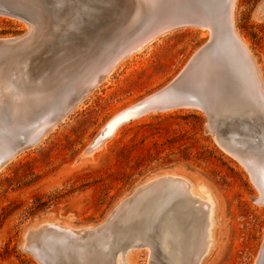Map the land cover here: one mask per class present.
I'll list each match as a JSON object with an SVG mask.
<instances>
[{
    "label": "rangeland",
    "instance_id": "1",
    "mask_svg": "<svg viewBox=\"0 0 264 264\" xmlns=\"http://www.w3.org/2000/svg\"><path fill=\"white\" fill-rule=\"evenodd\" d=\"M263 2L236 0L233 28L236 38L243 41L241 43L254 60L259 80L264 84V18L258 13ZM134 16L129 7L121 21L100 41L103 43L99 52L125 33L126 45L143 35L146 25L142 19L129 28ZM28 30L23 20L0 14V39L16 38ZM211 34L207 28L181 26L123 59L60 123L50 127L39 143L21 150L0 169V264H44L25 249L29 230L52 224L75 230L97 228L133 195L136 188L163 175L183 177L193 188L204 187L206 190H201L200 194L209 195L214 204L213 241L200 264H264V204L258 203L261 193L244 159L240 158L242 155L236 157L222 146L202 108L182 106L149 112L123 124L112 138L86 154L117 113L172 84L209 43ZM50 36L48 29L42 28L31 47L29 43L28 48H21L18 52L21 56L0 64V106L12 107L9 110L19 126L24 120L39 118L47 105L59 106L66 85L72 84L70 80H75L87 62L93 61L89 59L82 62L84 66L80 63L64 71L51 68L53 76L48 75L44 88H24L22 69L30 58L28 54L32 58ZM18 53L13 51L6 56ZM222 58L225 59L224 53ZM219 78V75L213 77V86L219 94L228 91L225 96L221 94L220 112L212 94L201 89L199 93L206 98L202 97V104H208L219 125L225 126L246 105L242 104L243 95L231 89L230 82L225 84L223 78ZM21 95L22 99L24 95L23 103ZM24 103L27 111L23 109ZM18 105L23 107L24 113ZM233 132H225L223 142L235 148L239 146L237 139H242L245 147L239 146V152L245 151L247 145L259 146L264 142V124L238 127ZM142 201L136 205L143 208ZM124 260L125 264H149L150 248H136Z\"/></svg>",
    "mask_w": 264,
    "mask_h": 264
},
{
    "label": "bare ground",
    "instance_id": "2",
    "mask_svg": "<svg viewBox=\"0 0 264 264\" xmlns=\"http://www.w3.org/2000/svg\"><path fill=\"white\" fill-rule=\"evenodd\" d=\"M143 1L145 3L149 2V0ZM235 3L236 0H232V20ZM129 7L130 5L127 0H66L65 5L60 6L59 4L56 6L47 15L43 26L39 29L40 31L42 28L48 29V32L51 34L50 38L41 47L36 49L32 58L28 54L30 58L22 69L25 77L22 82L23 87L27 89L35 86L44 88L46 83H48L47 78L51 74V68L57 71H64L69 70L74 65L87 62V60H93L87 62L86 66L82 63L84 66L83 70H81L79 75H75L77 78L75 77V80L72 79L73 82L70 80L72 84L66 85L65 94L59 91L64 95L63 100L61 96L59 98L62 101H59V98V100L57 99L60 93L56 97L59 104L61 102L60 105L69 102L72 105L71 112L95 87L111 75L123 59L143 50L145 46H148L158 37L170 31V29H167L147 40L134 39L136 41L130 42L127 45L124 42L126 38L124 36L125 33L104 51L99 52L100 46L103 43L100 41L107 37L108 31L113 25L121 21ZM137 13L139 15V12ZM138 15L134 16L129 28L133 27H131L132 24L135 27L136 24L134 23H136L135 20ZM220 16L216 15V19L220 20ZM259 16H263L264 18V12L263 14H259ZM77 17L79 18L76 19ZM109 21L110 23H108ZM209 27L208 24L202 26V28H207L211 32ZM129 30L131 31V29ZM40 31L37 33V37L35 36L36 39H32L33 41H31L32 43L30 42L29 47L37 40ZM95 31L96 33H94ZM211 35V38H213V33ZM139 36L137 35V37ZM235 37L231 38V41L235 39L234 41L236 42H234V46L231 45V48L234 53L237 52L235 54H237L238 60L233 61L226 54H224L225 59H223L221 54L207 53L190 70L186 85L188 84L187 86L198 93L201 89L208 94H212L214 102L218 106L217 110L220 112L222 109V104H220L221 94L223 92L225 96L228 94V91L223 90L219 94L217 88L213 86V77L219 75L223 78L225 84L230 82L231 89L240 92L243 98L245 96L244 99H241L243 100L242 104L245 103L246 108L242 109V111L239 109L240 114L233 117L224 126L219 125L208 104H202L204 100L201 99V102L197 100L188 104L185 103L184 105L196 107H201V105L208 106L212 131L217 134L218 141L226 150L235 156L242 155L240 158L244 159L242 161L252 174L253 181L261 193L258 203L264 204V142L259 146L247 145L248 148L241 152L238 149H240L239 146H244L242 139H237L239 146L235 148H229L223 142L225 132H233L238 127L264 124V84L259 80L258 68H256L254 60L250 57L246 46L241 43L243 41ZM122 46L125 47L122 48ZM20 50L21 48L16 50L15 53H18ZM18 54V56L15 54V56L1 58L0 64L18 58L22 53ZM92 57L95 58L93 59ZM236 66H239L236 69L240 70L239 75L235 71ZM78 70L80 71V69ZM226 72H231V75H234L230 78L231 81L225 75ZM100 73H103L104 76L101 80H98ZM16 74L13 73V75ZM12 82L15 83L13 80ZM87 83L89 89L84 91L85 84ZM66 84L69 83L67 82ZM64 86L62 87L64 88ZM12 87L16 88V85ZM13 91H11L12 94ZM12 96L14 97L15 95L13 94ZM52 98L54 99L55 96ZM149 98L151 97L117 113L114 119L100 133L94 150L97 146L112 138L123 124L149 113L150 111L147 110L137 115L141 105L148 103ZM16 99L19 98L16 97ZM56 99L53 100L55 103L57 102ZM12 101V103H15L14 98ZM48 101L50 102V100ZM238 103L240 104V102ZM24 105L25 103L23 107ZM26 105L25 108L22 107L25 111H27ZM20 106L19 109L21 110ZM150 106L151 104L147 105L146 108ZM13 107L15 108V106ZM57 107V105H47L41 116H38V113L34 111L39 118L33 121L24 120L22 122L21 120L20 122L23 123L21 125L27 126L28 129L33 128L30 136L36 137L50 125V122L46 121L47 118L45 117ZM9 109H12L10 105ZM24 110L21 111L24 113ZM19 112L16 113L18 114ZM13 113L15 114V112ZM40 118L43 120L42 122H40ZM16 126L19 125L16 123ZM229 126H234V128L232 127L233 129H231ZM0 149H3V146H0ZM201 190L205 191L206 189L199 186L193 188L183 177L163 175L156 179L153 178L141 187L136 188L133 195L123 201L115 213L103 225L97 228L75 230L61 227L57 224L44 225L40 228L29 230L26 241L40 255L45 264H125V257H128L133 250L140 247L150 248L149 264H200L202 258L207 254L212 245V232L215 225L214 204L209 195L200 194ZM140 200H143V208L140 207L141 205H136ZM115 258H117L116 261Z\"/></svg>",
    "mask_w": 264,
    "mask_h": 264
},
{
    "label": "water",
    "instance_id": "3",
    "mask_svg": "<svg viewBox=\"0 0 264 264\" xmlns=\"http://www.w3.org/2000/svg\"><path fill=\"white\" fill-rule=\"evenodd\" d=\"M127 1L133 9L135 16L139 12L135 21L142 19L146 25L145 32L138 40H147L167 29L173 30L181 26L202 27L208 24L213 33L211 42L205 45L194 56L183 73L168 87L149 98L148 103L145 104H151L150 107L146 108L147 105H141L137 115L147 110L150 112L165 111L186 106L184 105L185 103L188 104L199 99L201 100L202 97L206 99L204 94L193 91L187 86L188 84L186 85L188 82L187 78L193 66L195 67L198 61L207 53H216L222 56L224 53L231 60H238L237 54H235L237 52L234 53L231 48V45L234 46L231 38L235 37L232 20V0H149L148 3H145L143 0ZM65 3L66 0H0L1 15L23 20L29 26V30L19 37L0 39V59L28 45L43 26L47 15L56 6L59 4L62 6ZM263 12L264 2L261 4L258 13L263 14ZM216 15H221V18L219 17L220 20L216 19ZM238 68L239 66H236L235 71L239 75L240 70H236ZM225 75L230 81V78L234 76L231 75V72H226ZM103 76L104 74L100 73L98 80H101ZM84 89V91L89 89L88 83L85 84ZM71 106L69 102L64 105H59L48 114L45 118H47L46 121L50 122V125L34 138L30 136L33 128L28 129L27 126L23 125L16 127L14 125L16 124L14 123V116H12L8 109L4 108L5 106H0V146H3V149H0V167H3L12 160L21 150L39 143L50 127L55 126L70 113ZM199 108L205 110L209 116L207 105H201ZM209 123L211 124L210 118ZM6 135L7 137H5ZM96 143L97 140L86 154H91L94 151ZM25 249L33 253L36 258L44 263L40 255L27 241Z\"/></svg>",
    "mask_w": 264,
    "mask_h": 264
}]
</instances>
